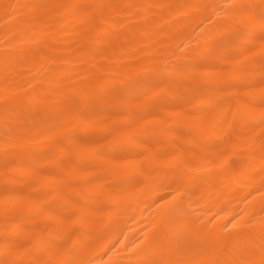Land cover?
<instances>
[{
    "label": "bare ground",
    "instance_id": "1",
    "mask_svg": "<svg viewBox=\"0 0 264 264\" xmlns=\"http://www.w3.org/2000/svg\"><path fill=\"white\" fill-rule=\"evenodd\" d=\"M230 2L0 0V259L7 252L9 260L24 264L60 261L63 257L46 250L41 241L60 243L75 233L68 244L76 245L78 259L104 264L111 257L124 264L125 247L141 237L146 225L154 226L160 243L167 248H189L197 240L210 247L227 241L238 231L230 225L222 228L238 212L247 214L245 220L256 221L252 229L245 231L258 233L264 207L260 191L264 189L260 152L264 140V42L257 39L242 55L226 50L223 54L231 59L216 64V71L224 70L221 74L231 82L243 77L250 84L246 95L252 106H241L248 118L235 129L222 124L218 114L229 107L236 111L231 98L237 89L220 94L216 98L219 102L209 105L199 99L207 95L203 85L214 86L212 80L202 79L204 73H193L194 79L188 81L202 91L191 92L178 82L171 85L175 95L169 93L161 103L155 99L165 89L144 95L136 85L143 78L153 79L164 67L191 63L193 53H204L222 35L238 27L223 12L212 15V6L220 12L219 6ZM106 3L201 7L182 11L152 9L148 13L152 22L141 20L139 24L129 21L122 25L119 20L126 17L105 13L114 22L102 24L103 31L89 29L73 8L54 9L53 18L35 33L36 39L22 45L14 43L19 39L20 18L6 16L2 7ZM73 100L80 102L71 103L75 109L70 117L73 128L80 122L79 113L88 114L87 128L78 136L86 131L98 137L110 128L120 129L118 134L93 144L95 151L127 165L119 175L85 163L88 151L79 149L68 154L52 147L50 140L40 135L61 115L69 114ZM228 132L233 133L232 142L225 143ZM129 137L134 141L130 142ZM225 149L232 161L227 170L220 167L217 159V152ZM155 156L160 159H153ZM141 164L144 174L138 173ZM177 168L184 169L190 190L202 194L197 214L203 216L204 223L199 231L190 229L181 217L162 219L161 210L153 206L159 194L149 180L171 179ZM6 176L16 178L8 181L9 191L17 206L25 208L15 222L7 225V235L26 247L6 249L3 243ZM39 209L46 211L37 214Z\"/></svg>",
    "mask_w": 264,
    "mask_h": 264
},
{
    "label": "snow or ice",
    "instance_id": "2",
    "mask_svg": "<svg viewBox=\"0 0 264 264\" xmlns=\"http://www.w3.org/2000/svg\"><path fill=\"white\" fill-rule=\"evenodd\" d=\"M5 15L20 18L19 39L14 41L17 45H22L28 40H35V33L41 29V26L46 25L53 18L54 9L73 8L81 15L84 24L91 30L103 31L102 24L112 23L114 21L106 18L105 13L113 17H126L120 19V24H125L129 21L137 24L143 20L145 23L152 22V17L148 15L152 9H168L173 8L182 11L188 7H201L199 5H171V4H95V5H55V4H24L13 5L5 4L2 6ZM203 7H209L203 5ZM213 7V16H220L221 13L238 24L233 31L227 35H222L221 39L212 44L204 53H193L191 63H185L173 66L172 68L164 67L159 70L153 79L143 78L136 82V85L143 89L142 94L147 95L158 88H163L165 91L157 95L156 101H163L169 93L175 95L171 85L180 83L181 86H186L189 91H202L207 88V95L199 97L203 102L211 105L219 102L216 98L222 93L229 92L232 88H236V93L232 96L231 102L236 106V111L233 112L229 107L227 111L220 112V122L228 123L229 127L235 129L238 125H243L247 120V112L241 106L251 107V98L246 95V90L250 87L248 81L243 77L237 82H231L226 76L216 71V64L229 61L230 56L224 55L226 50H230L233 55H242L245 51L251 50L248 46L257 39L264 42V0H259L258 3H252L250 0H231L227 5H220L221 11H216L217 6ZM17 9H28V12L17 11ZM230 9L231 11H227ZM174 27V25H169ZM163 42V41H161ZM264 63V57H262ZM243 72L244 69H241ZM193 73H204L202 79L205 81L212 80L214 86L209 87L207 84L203 88L196 87L188 81L194 79ZM183 76L185 79L180 80ZM264 84V79L261 81ZM241 93H245L241 95ZM7 102V101H6ZM71 103H80L71 101L69 104V114L61 115L58 122L48 127L40 135L48 138L52 147L71 154L76 153L79 149L89 152L85 163L106 171L113 176L119 175L121 170L127 165L113 157L105 156L103 153L95 151L93 144L99 142V139H108L120 131V129L110 128L100 134L98 137L84 131L82 136L77 133L83 131L88 125V114L79 113L80 122L73 128L71 115L75 113V109L71 107ZM261 107H264V98L261 101ZM231 117V121L228 117ZM158 123H163L160 121ZM261 123L264 124V115L261 117ZM232 132L226 134L225 143H230ZM129 141H134V137H129ZM234 147H243V145L234 144ZM261 160L264 161V140L260 143ZM8 154L5 152L7 161ZM153 159H160L159 156ZM217 159L220 160V167L227 170L231 167L232 161L229 152L220 150L217 152ZM7 166V164H6ZM139 174H144L145 169L141 164L138 168ZM148 175H151L148 173ZM15 177H5L4 186V217H5V237L4 246L9 247H26L19 241L10 239L7 235L9 229L7 225L15 222L19 215L25 210L24 207H18L17 202L9 191L8 181L15 180ZM149 183L154 185V191L157 192L158 199L153 200V206L161 210L162 219L171 221L175 217H181L190 229L200 230V226L204 223L203 216H198L197 205L202 202V194L192 192L190 185L185 182L183 168H177L172 174L171 179L166 180H149ZM264 194V189L260 190ZM198 199H193V197ZM46 209H39L37 214H42ZM246 213H236L228 224L222 225L223 229H227L229 225L238 229L232 233L231 237L223 242L213 246H205L198 240L193 241L191 247L182 248L179 250L167 248L160 243L159 233L153 230V225H146L142 230V235L137 240H134L130 246L125 247V255L122 257L124 264H264V207L261 208L259 219V231H245L252 229L256 223L253 218L245 220ZM243 221V223H242ZM209 224L212 221L208 222ZM62 242L57 243L52 240H42L41 244L46 250L58 254L63 257L60 261H47L45 264H94L93 261H85L77 258L78 249L76 245L69 246L68 241L71 235ZM115 254V253H113ZM207 257V259H202ZM142 258V259H141ZM0 264H24L20 260H9L7 252L5 258L0 259ZM104 264H121V259L112 261L109 257L108 262Z\"/></svg>",
    "mask_w": 264,
    "mask_h": 264
},
{
    "label": "rangeland",
    "instance_id": "3",
    "mask_svg": "<svg viewBox=\"0 0 264 264\" xmlns=\"http://www.w3.org/2000/svg\"><path fill=\"white\" fill-rule=\"evenodd\" d=\"M155 100H156V99H155ZM157 103H161V102L159 101V102H157ZM115 112L117 113V112H119V111H115ZM109 114H114V113H111V111H110ZM62 160H63V159H61V162H64V161H65V160H63V161H62ZM42 171H43V170H42ZM40 172H41V171H40Z\"/></svg>",
    "mask_w": 264,
    "mask_h": 264
}]
</instances>
